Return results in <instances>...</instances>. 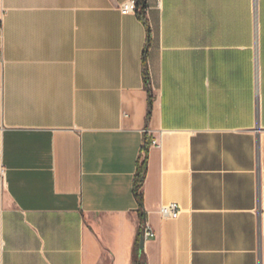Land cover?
Returning <instances> with one entry per match:
<instances>
[{
    "label": "crops",
    "instance_id": "crops-1",
    "mask_svg": "<svg viewBox=\"0 0 264 264\" xmlns=\"http://www.w3.org/2000/svg\"><path fill=\"white\" fill-rule=\"evenodd\" d=\"M122 1L0 0V264H264V0Z\"/></svg>",
    "mask_w": 264,
    "mask_h": 264
},
{
    "label": "trees",
    "instance_id": "trees-1",
    "mask_svg": "<svg viewBox=\"0 0 264 264\" xmlns=\"http://www.w3.org/2000/svg\"><path fill=\"white\" fill-rule=\"evenodd\" d=\"M138 5L139 9H137V15L140 19H142L145 22L144 16H143V10L146 8V0H138ZM149 38V37H148ZM147 38V42H148ZM147 47V44H146ZM146 47L144 49V61H145V53H146ZM144 77L146 79V83L148 81V69L147 65L144 64ZM144 171H145V161L142 162L139 167L137 168L135 178H134V192L136 195V198L138 200V204L141 206L142 205V183H143V178H144ZM141 214V212H140ZM143 223V222H142ZM141 223V225H142ZM140 225V226H141ZM134 251V255L132 258V264H146L144 258H143V250L140 246V239L138 237Z\"/></svg>",
    "mask_w": 264,
    "mask_h": 264
},
{
    "label": "built area",
    "instance_id": "built-area-1",
    "mask_svg": "<svg viewBox=\"0 0 264 264\" xmlns=\"http://www.w3.org/2000/svg\"><path fill=\"white\" fill-rule=\"evenodd\" d=\"M120 13L127 14L136 12L138 9V0H124L118 5ZM1 30V29H0ZM144 131H148L145 129ZM155 140H151V143H155ZM145 144L142 146V154L145 153ZM0 174H3V169H0ZM159 212L165 219H176L180 213V207L175 202L164 203L160 206ZM144 237H150L154 235V232L150 228L147 222H143L141 225Z\"/></svg>",
    "mask_w": 264,
    "mask_h": 264
},
{
    "label": "water",
    "instance_id": "water-1",
    "mask_svg": "<svg viewBox=\"0 0 264 264\" xmlns=\"http://www.w3.org/2000/svg\"><path fill=\"white\" fill-rule=\"evenodd\" d=\"M142 245H143V237H141V239H140V246H141V248H142Z\"/></svg>",
    "mask_w": 264,
    "mask_h": 264
}]
</instances>
